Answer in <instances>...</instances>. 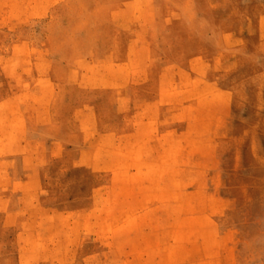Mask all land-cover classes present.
<instances>
[{
	"label": "rangeland",
	"instance_id": "374dc122",
	"mask_svg": "<svg viewBox=\"0 0 264 264\" xmlns=\"http://www.w3.org/2000/svg\"><path fill=\"white\" fill-rule=\"evenodd\" d=\"M0 264H264V0H0Z\"/></svg>",
	"mask_w": 264,
	"mask_h": 264
}]
</instances>
